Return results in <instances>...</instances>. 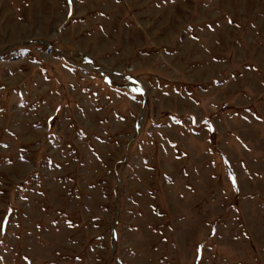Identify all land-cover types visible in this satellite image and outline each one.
<instances>
[{"label":"rangeland","instance_id":"rangeland-1","mask_svg":"<svg viewBox=\"0 0 264 264\" xmlns=\"http://www.w3.org/2000/svg\"><path fill=\"white\" fill-rule=\"evenodd\" d=\"M0 264H264V0H0Z\"/></svg>","mask_w":264,"mask_h":264}]
</instances>
